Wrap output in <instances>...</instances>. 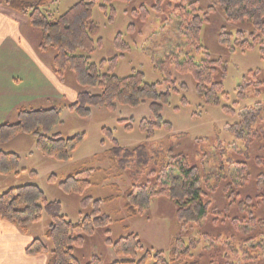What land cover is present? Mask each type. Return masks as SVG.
<instances>
[{"label":"rangeland","instance_id":"1","mask_svg":"<svg viewBox=\"0 0 264 264\" xmlns=\"http://www.w3.org/2000/svg\"><path fill=\"white\" fill-rule=\"evenodd\" d=\"M76 1L57 0L49 10L61 13ZM199 1L203 6L210 3V0ZM142 2L150 11L147 18L139 22L130 15V9ZM153 4L154 0H133L130 5L115 2V14L109 21L99 3H96L92 18L98 26L97 35L101 41L90 54L91 61L97 64L117 56L115 62L108 63L114 74L123 77L132 71H141L146 82L157 84V92L170 93L166 102L160 104L156 116L158 126L151 136L148 138L146 132L140 129L139 122L153 120L148 105L156 99L145 98L143 103L134 106L117 103L110 109L93 107L85 117L63 109L61 121L49 133H59L63 137L79 136L69 158L66 161L54 160L16 139L11 146L19 151L13 150L20 156V165L27 167V172L19 177L0 176V180H7L12 184L10 187L37 184L48 200L60 202L62 214L72 223H77L91 206L89 204L84 209L81 206L83 198L112 197L111 201L100 203L99 208L115 222L95 230L93 235L86 237L81 248L75 249L81 263L92 255H97L102 264L120 259L105 240L126 234L123 227H128L144 246V249L137 251L135 260H140L145 250L152 249V254L161 251L167 264H264V195L260 193L264 191V169L256 161L264 159V123L254 124L257 126L251 133L248 146L245 141L248 137L243 141L235 139L229 131L230 125H235L238 134H245L254 126L252 123L249 127L238 128L240 120L237 112L242 108L250 111L253 121L254 112L263 118L260 122L264 121V106L259 110L246 107L253 103H256V107L260 106L257 103L261 101V96L253 95L254 91L249 89L238 94L237 89L244 83L242 76L246 72L264 65V57L259 46L241 51L237 47L226 48L222 45L218 41L221 28L235 31L241 26L227 24L219 12L211 15L210 22L203 26L201 39L212 57L223 60L225 71L222 85L225 94H219L214 102L206 104L197 94L190 75L179 74L172 67V81L165 83L159 71L153 67L168 53L182 58L187 52L199 59V55L186 48L178 31L177 19L172 15L169 19L156 16L154 10L150 9ZM130 23L136 24V31L131 34L126 31ZM119 32L123 33L124 40L131 48L123 53L117 51L114 45V38ZM262 39L264 41V36ZM38 53L44 60L52 57V52ZM108 64L101 67L102 71L108 68ZM218 74H221L220 71ZM64 84L71 94L49 100L44 98L41 107L74 102L79 90L84 89L75 84L70 73ZM85 89L98 92V88L92 86ZM223 106L228 110L233 109L236 114L224 112ZM113 142L124 147L146 142L151 150L161 149L159 156H163L166 162L172 153L186 152L191 162L199 167L204 183V196L208 203L205 218L198 223L182 224L175 218V206L165 197L153 198L139 216H126L122 194L130 184V176L127 170L120 175L110 170L106 151L113 146ZM80 167L93 171L91 184L82 194L64 193L57 182L49 181L52 174L56 175L58 181ZM30 170L35 171L36 175H30ZM4 182L0 181V193L9 189ZM47 223L48 218L43 213L41 221L31 226L33 238L43 235ZM174 242L178 248L176 251L179 254L186 251L188 258L173 260L170 253ZM152 263L149 260L146 264Z\"/></svg>","mask_w":264,"mask_h":264},{"label":"trees","instance_id":"2","mask_svg":"<svg viewBox=\"0 0 264 264\" xmlns=\"http://www.w3.org/2000/svg\"><path fill=\"white\" fill-rule=\"evenodd\" d=\"M56 1L0 0V4L26 16L29 27L39 36L36 49L40 53L52 52L50 68L55 76L65 83L70 73L75 84L84 89L79 90L74 102L66 105L46 108L20 107L15 121L0 123V146L24 134L34 139L35 148L43 156L66 161L71 150L77 145L79 136L63 137L59 133H49L61 121L63 109L85 117L93 107L104 106L110 109L117 103L134 106L143 103L145 98L156 99L148 105L153 120L139 122L140 129L146 132L149 138L158 126L156 116L160 111V104L166 102L170 93L157 92V84L146 82L141 71H132L123 77L114 74L109 64L115 62L117 56L98 64L90 59V54L101 41L97 35L98 26L92 18L95 4L99 3L100 9L110 21L115 14V2L130 5L133 0H78L61 13L49 10ZM150 9L160 18L164 16L169 19L171 15L176 18L178 31L185 41L186 48L199 55V59H196V56L186 52L179 58L175 53H168L153 67L159 71L165 83L172 81V67L179 74L190 75L197 94L206 104L214 102L219 94H225L222 85L225 71L223 60L212 57L201 39L203 26L210 22L211 15L219 12L227 24L241 26L235 31L222 27L218 35V41L222 45L226 48L237 47L241 51L259 46L264 57V0H210L206 6L201 5L199 0H154ZM149 11L147 5L142 2L130 9V15L141 22L147 18ZM126 31L129 34L134 33L136 24H128ZM114 45L116 50L122 53L131 49L121 32L115 36ZM106 64L109 65L108 68L102 71L101 67ZM218 71L221 74H218ZM242 80L244 83L238 86V94H243L242 90L249 89L248 91H254L253 95H260L262 99L257 103L260 106L256 107V103L246 106L259 110L264 106V65L246 72ZM91 86L98 88V92L85 89ZM222 109L226 113L236 114L226 106ZM237 114L240 120L238 128L249 127L252 123H264L260 122L263 118L258 117L255 112L253 121L247 108H242ZM256 126H251L245 134H238L235 125H230L229 131L235 139L248 137L245 140L248 146ZM160 151L161 149L151 150L146 142L134 147H124L113 142V146L106 151L110 170L119 175L125 170L129 172L130 184L122 194L126 216H139L153 198L165 197L175 206L177 221L182 224L200 222L207 214L208 203L205 201L204 183L199 174V167L191 162L186 152H174L166 162L163 161V156H159ZM256 161L259 166L261 163L264 169V159ZM20 162L21 158L17 153L0 149V176L20 175L25 172L26 169L21 168ZM92 172L90 168L80 167L58 181L56 175L52 174L49 181L57 182L59 189L64 193L82 194L91 184ZM29 173L36 175L35 171ZM260 193L264 195V191ZM111 200L110 196L103 199L83 198L81 206L84 209L88 208L89 204L91 206L77 223H72L62 214L59 201L48 200L37 184L28 183L0 193V219L26 231L29 226L40 222L44 213L48 218L46 229L42 236L32 239L27 253L46 254L45 264H102L97 255H92L86 262L81 263L75 249L81 248L86 237L93 235L95 230L115 222L99 208L100 203ZM250 211L254 212L252 207ZM123 229L126 234L105 240L106 245L112 247L115 255L120 258L108 264H146L149 260L153 261L152 264H167L162 252L156 251L152 254V249L145 250L140 260H135L137 251L144 249L143 243L128 227ZM177 249L174 242L170 253L173 260L188 258L186 251L182 255Z\"/></svg>","mask_w":264,"mask_h":264},{"label":"crops","instance_id":"3","mask_svg":"<svg viewBox=\"0 0 264 264\" xmlns=\"http://www.w3.org/2000/svg\"><path fill=\"white\" fill-rule=\"evenodd\" d=\"M38 40V33L29 27L26 16L0 4V123L15 121L20 107L38 108L44 98H59L62 94L67 97L71 94V90L52 72L50 60L40 57L36 49ZM16 139L29 148L35 147V141L30 136L18 135L12 141ZM12 141L1 145L0 149L19 152L11 146ZM21 168L26 169L20 174L23 175L27 167ZM0 181H6L4 184L11 188L12 184L7 180ZM31 226L22 231L0 219V264L46 263L44 253L29 254L26 251L33 239Z\"/></svg>","mask_w":264,"mask_h":264}]
</instances>
